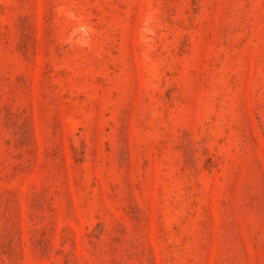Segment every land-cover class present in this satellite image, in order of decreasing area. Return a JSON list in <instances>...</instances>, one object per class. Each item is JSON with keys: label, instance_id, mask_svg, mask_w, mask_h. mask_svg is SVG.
<instances>
[{"label": "rangeland", "instance_id": "1", "mask_svg": "<svg viewBox=\"0 0 264 264\" xmlns=\"http://www.w3.org/2000/svg\"><path fill=\"white\" fill-rule=\"evenodd\" d=\"M0 264H264V0H0Z\"/></svg>", "mask_w": 264, "mask_h": 264}]
</instances>
